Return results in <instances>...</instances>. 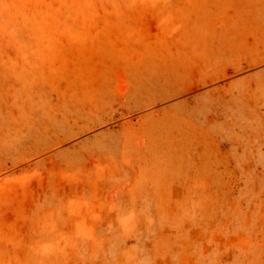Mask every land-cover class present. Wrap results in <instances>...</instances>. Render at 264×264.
I'll list each match as a JSON object with an SVG mask.
<instances>
[{
	"label": "rangeland",
	"instance_id": "374dc122",
	"mask_svg": "<svg viewBox=\"0 0 264 264\" xmlns=\"http://www.w3.org/2000/svg\"><path fill=\"white\" fill-rule=\"evenodd\" d=\"M0 264H264V0H0Z\"/></svg>",
	"mask_w": 264,
	"mask_h": 264
}]
</instances>
